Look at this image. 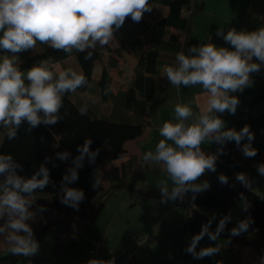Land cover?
I'll return each mask as SVG.
<instances>
[{
  "label": "clouds",
  "instance_id": "9594fccd",
  "mask_svg": "<svg viewBox=\"0 0 264 264\" xmlns=\"http://www.w3.org/2000/svg\"><path fill=\"white\" fill-rule=\"evenodd\" d=\"M149 0H0V49L13 55L0 57V126L5 128L8 140L16 138L23 122L31 128L54 125L60 119L65 93L75 92L84 87L88 81L83 72L73 68L61 70L51 59L41 60L25 73L18 67L17 53L34 49L37 41L47 44L54 50H63L71 55L86 52L85 60L92 59L93 51L114 39V30H118L130 17L139 22L145 12H150ZM216 35L231 45L217 47L208 43L193 45L187 53L176 54L174 65L164 67V75L177 91L181 86L195 87L201 85L204 90V104L198 113H194L188 104L177 103L174 107L175 121H166L159 129L160 139L155 150L146 151L142 160L145 165H161L167 173V179L159 182L162 201L183 199L191 192L193 200L196 194L209 189L207 180L196 181L206 171L215 172L223 146L235 142L246 158L257 155L252 144L255 139L249 125L240 130L226 128L221 115L225 112L234 115L239 99L232 93L243 92L251 87V74L259 72L264 66V27L254 31H237L230 28L226 33L218 28ZM255 58L257 62H253ZM27 80L28 83H25ZM111 91L106 86L104 94ZM81 115H87L85 104L78 109ZM29 129V130H30ZM247 141L242 143V141ZM220 145L216 153H205L201 145L205 142ZM92 140L85 139L77 146L79 153L75 157L68 151L56 153L61 162L71 159L61 179L60 202L79 210L85 199L82 189L71 187L79 179V169L83 168L85 159L94 164L99 149H91ZM51 157H45L39 168L29 176L18 173L23 166L17 163L11 154H0V236L12 255L30 257L39 251L32 223L42 213L44 206L36 204L35 192L43 190L50 183V170L47 164ZM57 165L53 163V167ZM260 176H264V163L255 165ZM171 181V186L169 185ZM220 184L227 185L228 177L221 173ZM235 180L245 188H251V180L244 172L235 175ZM101 177H94L92 188H100ZM240 206L247 212L250 204L247 197L240 193ZM35 205V208L33 207ZM215 217L202 225L201 231L191 237L185 251L194 259L211 257L220 251L219 245L201 248L197 245L205 235L216 241L226 224L231 221V214L222 217L216 230L210 231ZM253 223L251 217H245L230 230L232 236H239L249 230ZM88 264H115V258L105 260L91 259Z\"/></svg>",
  "mask_w": 264,
  "mask_h": 264
},
{
  "label": "trees",
  "instance_id": "16d2710c",
  "mask_svg": "<svg viewBox=\"0 0 264 264\" xmlns=\"http://www.w3.org/2000/svg\"><path fill=\"white\" fill-rule=\"evenodd\" d=\"M192 0H149L150 12L143 15L149 16L152 21L144 17L139 22H134L130 17L124 24L114 30V37L121 47L130 50L135 57L130 81L127 85L114 89V81L111 70L117 67L120 53H113L107 45L93 51L92 59L85 60L86 52L80 53L73 50L71 55L63 50H54L47 44L37 41L39 49L34 53H21L18 67L23 72L38 64L41 60L51 58L57 65H61L67 59L74 57L80 70L86 76L88 83L75 92L65 93L62 97L63 106L60 109V119L54 125H43L31 128L25 121L18 129L15 139L8 140L6 129L0 126V154H11L14 160L23 166V171L18 173L31 176L45 157H51L52 162L47 164L50 170V183L43 190L37 189L36 204L44 206L46 211L42 213L46 223L39 219V225H34V235L38 242L46 241L48 235L54 242H74L79 235V227L87 221L94 220L104 208L101 194L106 192L108 196L124 188L136 191L141 199L156 198L162 200L160 188L151 185L144 177L137 178L146 170L143 161L138 162L135 156H130L126 161L113 165L112 161L122 158L125 154V142L139 137L144 128L149 125L146 105L155 101L157 88L167 82L162 74L166 65L176 63V54L193 45L211 43L218 47H226L231 50V45L225 43L222 37L215 33L207 34L197 40L190 35V21L193 15L191 10ZM159 7H167L166 15H161ZM264 23V13L261 17ZM145 37V40L142 38ZM5 53V50H1ZM10 53V52H7ZM103 55L107 57L106 64H100L101 72L97 79H93L95 63H101ZM25 83H28L27 80ZM111 86V91L105 95L106 86ZM93 95L98 102L108 105V110L100 111L87 103L85 96ZM72 95H75L72 98ZM264 103V84L249 99L243 101L240 106L241 128L249 125L255 135L254 140H264V110L254 113V109ZM88 106L87 115H81L78 109L83 105ZM30 129V130H29ZM85 139H91V149H99V154L94 164H89L85 159L83 168L79 169V179L71 187L82 189L85 199L80 203L76 211L60 202L61 179L65 170L71 166V159L61 162L56 159V153L68 151L72 157L79 153L77 146L82 145ZM247 141H242L246 143ZM235 142L226 143L223 146V154L219 155L216 162V171L210 180L208 190L196 194L188 192L184 198L168 200L178 206L186 208L187 217L183 229L192 234L201 231L202 225L215 217L210 226V231H215L219 220L225 215L231 214V221L226 224L218 238L227 239L230 243V264H246L241 260V255L235 254L238 248L237 242L243 246H249L255 255H264V191L255 193L250 188H245L235 180V175L244 172L251 167V162L264 163V154L257 151L252 158H240L234 156L237 149ZM216 151L212 153H216ZM243 155V154H242ZM53 163L57 166L53 167ZM108 163L105 171L109 189L104 191V186L93 189L94 177L98 174L100 166ZM223 173L228 177V184H220L218 177ZM100 176V175H99ZM3 179V177H0ZM243 193L250 204L247 212L242 211L239 194ZM35 208V205L33 206ZM245 217H251L253 223L249 230L239 236H232L230 230L237 222ZM95 238V237H90ZM88 238V240L90 239ZM87 240V245H88ZM3 244V248L1 246ZM22 256L12 255L4 238L0 236V264H21Z\"/></svg>",
  "mask_w": 264,
  "mask_h": 264
},
{
  "label": "rangeland",
  "instance_id": "374dc122",
  "mask_svg": "<svg viewBox=\"0 0 264 264\" xmlns=\"http://www.w3.org/2000/svg\"><path fill=\"white\" fill-rule=\"evenodd\" d=\"M191 7L194 12L190 21V35L195 37L197 40L202 39L207 34H213L217 32L218 28H223L226 33L230 28H235L237 31H254L260 27H264L259 23V17L262 12H264V0H192ZM146 20L152 21L153 18L143 15ZM2 35V33H0ZM145 40V37L142 36ZM110 50L115 53L118 50L120 53L117 67L111 70V74L114 81V89L127 85L130 81L132 70L135 64V57L130 50H126L121 47L117 39H114L109 44ZM217 46V45H216ZM218 47V46H217ZM39 49V45L36 44L34 49L27 51H22L26 53H34ZM0 49V57L3 55H13L12 53H3ZM15 55L18 56L19 61L21 59V53ZM253 62H259L256 59ZM107 57L103 55L101 63H95V68L93 70V79H97L100 75L101 68L100 64H106ZM58 67L63 70L69 67L77 72H81L74 57L67 59ZM26 76L27 70L23 71ZM253 84L251 87H246L243 92V98L249 99L253 89L257 85L264 84V66L261 67L259 72L252 73ZM262 83V84H261ZM195 87H201V85H196ZM191 87V88H195ZM182 89V88H181ZM258 90V87H257ZM256 90V91H257ZM255 91V90H254ZM253 92V93H256ZM87 92L85 99L87 103H91L94 108L100 111L108 110V105H104L98 102L97 98L93 95H88ZM233 95L238 97V92L233 93ZM254 95V94H252ZM75 95H72L74 98ZM192 97V96H191ZM264 110V103L259 105L254 109V113H259ZM168 113L167 117H175V112ZM220 115V114H218ZM225 116L230 121V124H225L226 128H235L239 130L238 122L241 119L239 108L237 107L236 113L234 115L225 112L221 115ZM1 137V134H0ZM215 144V142H205L202 145L210 147ZM252 146L264 154V140H254ZM108 168V163H103L99 169V175L102 179V184L104 186V191L109 189V183L105 176V171ZM246 173L251 180V190L255 193H260L264 191V176H260L255 170H247ZM144 176V174H142ZM139 176L137 178L140 179ZM210 171H206L203 176H201L196 182L201 183L205 180L208 182L212 179ZM152 181H159L162 179H167V174L158 173L156 168L152 169L151 175ZM158 182V183H159ZM169 185L171 186V181L169 180ZM101 199L104 201L105 205L100 214L92 221H87L79 227V235L76 237L74 242L62 241L61 244H57L52 239L49 234L46 241H40L39 251L36 255L30 257L22 256L21 264H84L91 260L88 250L84 251L85 240L90 236L100 237L102 234L104 238L107 237L106 243L110 248L120 249L122 242L126 239L124 238L126 233L130 232L133 224L138 216H143L146 205L149 206L146 199H141L138 197L136 191H130L124 188L118 189L115 194L108 196L106 192L101 194ZM160 200V199H158ZM155 202V201H154ZM154 208L156 210L155 217L165 214L167 218H174L177 221L178 229L172 230L168 234L171 236V241L173 247H171V264H230V250L229 241L227 239L218 238L216 241H211L207 235L199 242L197 245V251L201 248L219 245L220 251L211 256L205 257L204 259H194L193 256L185 251L190 243L191 237L195 234L190 233L183 229V225L186 222V208L184 207H174L170 212L166 213L164 209L165 204L160 203ZM150 209V208H149ZM150 213V210L147 209ZM2 223V221H0ZM34 225H39V219L37 217L36 221L32 223ZM159 232V231H158ZM154 232L156 240H158L159 234ZM198 234V233H197ZM238 248L236 249V255H241V260L246 264H264V255H255V252L249 246H243L242 244L236 243ZM2 248L4 247L1 244ZM179 247H182L180 254H178Z\"/></svg>",
  "mask_w": 264,
  "mask_h": 264
},
{
  "label": "crops",
  "instance_id": "0c3cea01",
  "mask_svg": "<svg viewBox=\"0 0 264 264\" xmlns=\"http://www.w3.org/2000/svg\"><path fill=\"white\" fill-rule=\"evenodd\" d=\"M156 10H160L161 15H166L168 9L167 7H159V8H156ZM191 10H192V7H191ZM261 17H262V14L259 17V23L264 25V23H262L261 21ZM192 38H195V37H192ZM254 59L255 58H253V60ZM162 74L164 75V71L162 72ZM257 87H260V85H257L255 89H253L251 96L252 94H254L253 92L257 90ZM181 88L179 91H177L175 86L171 85L168 82V80L163 86L157 88L156 93H155V101L148 103L146 105L147 118L150 122L149 125H147L144 128L142 134L139 137L125 142L124 156L118 160L112 161L113 165H118L121 162L126 161L130 156H135L138 159V162L143 161L142 156L146 151H149V150L154 151L156 144L159 142L160 139H163V137H161L159 134V129L163 126V123L166 121L176 122L175 119L169 118L167 116L169 115L168 113H172L171 111H174V107L177 103L188 104L192 108L194 113L199 112L200 106L204 104V90L202 86L199 88L181 86ZM242 96L243 94L241 92H238L239 112H240L241 103L247 100V99H244ZM221 118L226 122L225 123L226 125L230 124V121L227 122L228 119L225 118L224 115ZM240 121L238 122L239 124L238 126L241 129ZM219 147L220 145L216 143L213 144L211 148L205 145H201V149L205 153H209V154L216 151ZM234 156L240 158V160H243L245 158V156L242 155V152L238 148L234 150ZM257 164L258 163L256 161H252L251 167L249 168V170H255L256 168L255 165ZM146 167H147L146 170L142 173L144 174V176L142 174H139V175H136V177H139L142 175V177H144L151 185L159 188V185H158L159 181L151 180L152 169L156 168L158 170V173H161V174H167L166 171L163 170L161 165H157V164H148L146 165ZM211 174L212 176H210V178L213 177V172H211ZM145 201H148L151 204H149V206L146 205L143 216L141 215L137 217L135 221L136 224H133L130 229L131 231L126 233L124 237L126 239L122 242L119 248L120 249L125 248L128 251H131L134 248V239L136 235L151 234L152 236H154L153 233L154 232L156 233L159 231L158 232L159 237H158V240H156L155 238V243L145 244L143 248L140 249L137 252V254L133 256V264H171V251H172L171 247H173V243L171 241L172 238L168 233L172 230H177L178 224L174 218L173 219L169 217L167 218L165 214L155 217L156 210L154 208H156L158 205L160 207L161 206L160 203H164L165 204L164 209L166 210V213H168L171 211V209H174V207H180V206L174 203L161 202L162 200H158L156 198L146 199ZM147 209L150 210V213L147 211ZM104 236L102 234L100 237H96L93 235L90 237H95L101 242H103L105 247L109 250H113V251L119 250V249L110 248L106 243L107 237L104 238ZM87 240L88 238L85 240L84 251L87 250ZM181 249L182 247H179L178 254H180ZM84 264H88V263L84 262Z\"/></svg>",
  "mask_w": 264,
  "mask_h": 264
},
{
  "label": "built area",
  "instance_id": "2783aa9c",
  "mask_svg": "<svg viewBox=\"0 0 264 264\" xmlns=\"http://www.w3.org/2000/svg\"><path fill=\"white\" fill-rule=\"evenodd\" d=\"M147 243H155V237L151 234H138L134 239V248L131 251L125 248L113 251L107 249L103 242L97 238H90L87 250L91 259L107 261L115 258V264H133V256Z\"/></svg>",
  "mask_w": 264,
  "mask_h": 264
}]
</instances>
